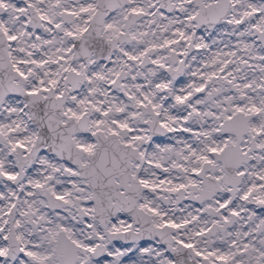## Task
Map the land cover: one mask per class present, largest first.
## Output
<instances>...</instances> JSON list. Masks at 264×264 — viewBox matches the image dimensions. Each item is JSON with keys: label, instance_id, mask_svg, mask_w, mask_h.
I'll list each match as a JSON object with an SVG mask.
<instances>
[{"label": "snow or ice", "instance_id": "1", "mask_svg": "<svg viewBox=\"0 0 264 264\" xmlns=\"http://www.w3.org/2000/svg\"><path fill=\"white\" fill-rule=\"evenodd\" d=\"M0 264H264V0H0Z\"/></svg>", "mask_w": 264, "mask_h": 264}]
</instances>
